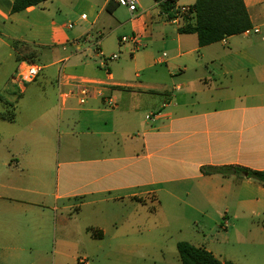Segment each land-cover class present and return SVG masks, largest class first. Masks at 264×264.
I'll return each mask as SVG.
<instances>
[{
	"label": "crops",
	"instance_id": "obj_1",
	"mask_svg": "<svg viewBox=\"0 0 264 264\" xmlns=\"http://www.w3.org/2000/svg\"><path fill=\"white\" fill-rule=\"evenodd\" d=\"M109 1H102V12ZM138 1V17L120 21L117 10L109 13L118 26L128 24L132 35L140 37L139 45L123 44L133 59L146 53L141 71L149 75L133 81L111 73L97 50L95 55L89 53L91 47L77 46L58 59L56 47L68 52L65 45L73 38L65 32L68 26H60L52 17L54 0L19 13H12L14 0H0V88L5 89L10 76L17 81L21 58L38 55L34 46L43 49L42 55L55 53L57 58L46 69L65 58L69 62L76 58L74 70L65 69V74L97 82L96 92L85 104L76 97L60 100L58 83L53 84L57 109L43 85V95L35 100L40 115L27 124L26 132L16 134L20 150H9L3 157L0 264H49L52 239L54 248L61 242L53 253V264L56 255L57 264H67L63 259L79 264L81 258L89 260L92 255L87 243L104 240L110 229L115 231L114 248L124 256L151 259V250L160 246L135 241L134 229L120 232L119 223L125 217L119 219L118 210L106 212L100 204L107 201L127 208L153 197L162 208L163 193L179 199L195 183L197 206L201 200L225 204L227 195H232L243 208L264 213L262 185L248 178L203 172L227 166L264 171V0H244L252 28H258L259 34L242 33L205 47L199 46L196 34L180 32L194 24L193 15L170 18L162 13L159 2ZM197 1L175 0V7H191ZM55 8L61 9L59 4ZM156 43L169 54L156 57L152 48ZM148 46L150 50H139ZM99 49L103 50L102 42ZM91 60L104 73L87 70ZM11 65L15 71L8 74ZM106 98H112L116 106L108 107ZM0 100L4 102L1 95ZM1 116L3 111L0 120H6ZM54 131L59 139L57 157ZM88 206L94 213L85 212Z\"/></svg>",
	"mask_w": 264,
	"mask_h": 264
},
{
	"label": "rangeland",
	"instance_id": "obj_2",
	"mask_svg": "<svg viewBox=\"0 0 264 264\" xmlns=\"http://www.w3.org/2000/svg\"><path fill=\"white\" fill-rule=\"evenodd\" d=\"M54 1V5L50 7L52 9V17L58 20L60 26L73 24L72 29H65V32L73 38L69 44L65 45L68 52L62 51V47H56L55 49L58 51V59L67 56L69 50L74 52L73 50L78 45L80 46L77 48L80 47L82 50L91 47L92 49L89 53L95 55V44L102 42V51L107 56L114 53L119 55L117 61L109 63L110 71L116 77L139 81L143 79V76L149 75L148 71L143 72L141 69L146 62V53L144 51L150 50L151 46L139 48L141 52H144L142 53L143 55L133 59V55L128 50H125L124 45L120 44V39L123 36H132L130 26L128 24L118 26L111 14L107 11L102 12L103 0H96L93 3H86L82 0ZM58 4L61 7L60 10L55 8ZM83 13H86L85 15L87 16L85 21L81 20ZM117 16L121 19H119L120 21L132 18L128 9L120 6L117 8ZM94 21H97V26L96 24L92 26ZM155 27L156 25H154ZM87 30L90 31L88 35L86 33ZM83 33L85 34L81 36ZM72 42L75 43V46H73ZM143 44H147V41L144 40ZM125 46L130 45L126 44ZM152 48H154L156 57H160L164 52L169 54V50L164 48L161 43L154 44ZM32 49L38 52V55L35 57L28 56L30 60L21 58L16 74L33 62L45 68L41 72L38 81L34 83L15 82L14 77L11 78L10 76L5 89L0 88V95L4 101L0 100V111L5 114V116L1 117L6 119L0 120V169L1 161L3 157L7 156L9 150L16 153L21 148V141L18 136L16 137V134L26 132L28 130L25 129L27 124L40 115L39 106L35 100L43 95V85L46 86L48 91L47 98L49 102L56 109L58 108V96L54 87L57 85V81L55 82L54 75L58 73L66 58L56 66L46 69L44 66L57 58L53 56L55 53L42 55V48L34 46ZM77 62L76 58H73L70 62L66 61L64 68L67 71L74 70L72 67ZM87 70L96 74L104 73L103 70L97 67L94 60H91ZM11 71L12 73L15 71L13 65L9 68L8 74ZM137 74L141 78H138ZM28 87L30 89L26 94H23L22 90ZM53 142L56 145L54 156L57 157L55 152H57L59 139L56 131L53 132ZM196 187L198 188L197 183L187 186L185 191L180 194L179 199L163 193L161 197L162 208L157 207L153 197L138 200V203H134L133 206L127 208L123 205L122 207L119 205L115 206L114 203H108L107 201L100 204L104 206L106 212L118 210L119 219L125 217L119 223L120 232L121 230L134 229L135 234L133 231V237L136 239L135 241L158 244L160 248L151 250V259H130L124 256L120 249L116 250L114 248L117 245L113 234L115 231L110 229L108 236L104 240L87 243V250L92 253L90 258L87 256L90 264H182L177 244L183 241L211 250L221 261L232 260L238 262V264H264V213L255 214L247 207L243 208L238 204V199L232 197V195H227L229 201L225 202L226 206L229 207L228 211L224 203L219 205L216 203L208 204L206 201L203 202L201 200V205L197 206ZM135 201L137 202V199ZM93 209V207L88 206L85 212L94 213ZM108 219L110 221L112 217L111 219L108 217ZM118 234L122 235V233ZM60 245L61 242L58 241L57 247L54 248V240L52 239L50 242L49 264H53V257L55 256L53 253L56 250L59 251ZM58 259L56 255L55 264H57ZM63 261L67 264H78V262L68 259H63Z\"/></svg>",
	"mask_w": 264,
	"mask_h": 264
},
{
	"label": "trees",
	"instance_id": "obj_3",
	"mask_svg": "<svg viewBox=\"0 0 264 264\" xmlns=\"http://www.w3.org/2000/svg\"><path fill=\"white\" fill-rule=\"evenodd\" d=\"M46 1L48 0H14L12 13L25 11ZM155 1L159 2L162 13L170 18L182 16L179 9L175 7V0ZM118 7L116 0H110L106 6V11L112 14ZM189 8L194 16V24L183 26L180 32L182 34H196L200 47L242 34L245 30L252 28L244 0H198ZM13 46L17 48L18 42H14ZM203 172L205 175L220 174L224 177L233 176L240 180L248 178L264 187V171L227 166L206 168ZM177 249L182 264H236L230 260L221 261L207 249L197 247L189 242H179Z\"/></svg>",
	"mask_w": 264,
	"mask_h": 264
},
{
	"label": "built area",
	"instance_id": "obj_4",
	"mask_svg": "<svg viewBox=\"0 0 264 264\" xmlns=\"http://www.w3.org/2000/svg\"><path fill=\"white\" fill-rule=\"evenodd\" d=\"M116 3L120 7H126L128 11L131 13L133 17H138V0H116ZM179 9L180 14L184 15H193L191 13V10L189 7L182 6L177 8ZM81 19L86 20L87 16L84 14L81 16ZM69 29L73 28V24L68 25ZM260 33V30L258 28H249L243 32V34L247 36L257 35ZM79 43V42H77ZM131 43L134 46L139 45L140 43V37L138 35H132V36H123L120 39V44H128ZM79 46V45H78ZM99 42L95 44V48L98 52L99 57L102 59V65L107 67L109 63L117 60L119 58L118 54H113L111 56L105 55L100 49H99ZM165 56V55H164ZM67 61V60H66ZM64 60L58 75V86H59V98L60 100L66 101L71 97H76L80 104H85L88 99H90L94 93L96 92L95 86L97 85V82L91 79L81 78V77H70L65 74V63ZM64 64V65H63ZM44 70L43 67L31 63L28 67H25L21 72H19L16 75L17 82H25V83H31L35 81L41 74V72ZM72 85V86H71ZM69 86L71 89H68ZM107 106L112 108L116 106L115 101L112 98H106ZM79 264H89V260L86 258H81L79 260Z\"/></svg>",
	"mask_w": 264,
	"mask_h": 264
}]
</instances>
